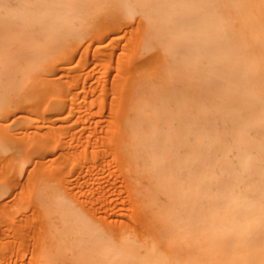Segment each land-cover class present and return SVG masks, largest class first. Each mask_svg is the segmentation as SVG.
Instances as JSON below:
<instances>
[{"label": "bare ground", "instance_id": "obj_1", "mask_svg": "<svg viewBox=\"0 0 264 264\" xmlns=\"http://www.w3.org/2000/svg\"><path fill=\"white\" fill-rule=\"evenodd\" d=\"M5 1L0 4L9 12L0 27V88L6 93L31 85L45 89L61 60L75 55L79 34L97 23L117 25L122 16L139 15L137 45L151 53L123 95L136 119L129 108L113 136L127 175L138 172L155 189L132 192L138 211L149 212L140 221L144 234L110 231L80 238L87 226L83 217L73 222L74 205L69 208V201L40 184V206L51 203L60 223L57 234L50 225L53 248L39 253L38 264H53L54 258L60 264H118L117 259L122 264H264V227L254 230L264 223L263 6L262 11L240 9L239 0ZM39 5L41 16L51 21H44V29L39 21L32 25L39 20L33 13ZM102 11L108 13L104 19ZM8 70L15 79L7 82ZM138 87L139 94L131 95ZM29 89L20 97L1 92L0 119L12 111L9 103H32ZM178 119L182 124L175 130ZM133 142L138 146L132 151ZM161 157L167 158L164 163ZM160 189L165 204L157 203ZM74 251L78 259L70 257Z\"/></svg>", "mask_w": 264, "mask_h": 264}, {"label": "rangeland", "instance_id": "obj_2", "mask_svg": "<svg viewBox=\"0 0 264 264\" xmlns=\"http://www.w3.org/2000/svg\"><path fill=\"white\" fill-rule=\"evenodd\" d=\"M32 1L39 3L38 0ZM241 1L239 0L240 9L257 8L258 11L262 6L264 9L263 0H252L255 5L251 0ZM0 4L3 6L6 1L0 0ZM36 8L33 13L40 17L32 25H39L44 29L48 24L44 21H51L48 15L41 16L42 13H39L42 6ZM0 13L2 27L9 12L1 7ZM105 14L108 16L107 11H102L99 16L104 19ZM139 25V15L131 18L122 16L117 25H92V29L78 35L75 55L61 60L58 72L49 77L45 89L38 91L35 85L28 88L30 95L27 93L26 97L32 103L23 102L15 106V103H9L12 111L10 110L7 118L0 119V264H38L39 253L50 248L48 243L51 235L47 232L52 227L55 230L60 222L57 220L58 214H53L54 207L51 203L47 209L40 206L36 195L40 184H48V192L53 193L55 190L54 193L63 197V201H69V208L74 205L70 209L74 213V217L71 215L73 222L83 217V222L77 221L87 224L85 229L90 233L81 229L83 232L80 238L91 233L102 236V232L104 236L110 231L117 236L127 230L133 233L130 234L132 236L144 234V221H140L142 217L145 220L149 212L138 211L132 192L135 189L140 192L155 189L152 186L149 189L147 178L144 179L145 176L138 172L128 173L130 176L135 174L133 180L128 178L130 176L125 172L124 161L113 141V136L118 132L116 125L119 124V118L122 119L129 113L130 117L133 115L136 119L131 106L125 103L123 105V95L126 96L131 91L129 81L132 83L134 77L140 74L136 70L151 55L137 45ZM97 28L103 30L99 32ZM28 41L30 39L26 43ZM145 70L147 73V68ZM6 73L7 77L9 75L7 82L15 79L14 73L9 70ZM18 81L21 84V80ZM140 88L132 90L130 94H139ZM1 89L5 88H0V94L6 90ZM19 89L14 90L19 91L14 93H18L19 97L28 90ZM7 92L11 93V90L8 88ZM4 93L10 96V93ZM14 94L11 93L12 97ZM15 97L18 98L17 95ZM129 108L130 112L127 113ZM167 109L159 111V117L175 107ZM181 124L178 119L175 130ZM163 126L165 123L161 124L162 128ZM181 131L179 134H185L184 129ZM198 136L200 137L199 134ZM133 145L134 142L129 145L132 151L138 146L135 144L132 147ZM164 158H159L162 163L167 159ZM162 192L160 189L158 204H165L162 202ZM238 192H242V189L238 188ZM151 193L144 201L150 200ZM263 227L264 223L254 230L261 231ZM55 233L57 234L56 230ZM70 257L78 259L77 252L74 251ZM54 260L53 264L61 263L58 258ZM117 262L122 264L120 259ZM125 264H130V261ZM251 264L260 263L254 260Z\"/></svg>", "mask_w": 264, "mask_h": 264}]
</instances>
